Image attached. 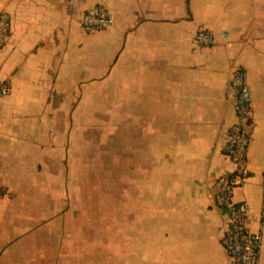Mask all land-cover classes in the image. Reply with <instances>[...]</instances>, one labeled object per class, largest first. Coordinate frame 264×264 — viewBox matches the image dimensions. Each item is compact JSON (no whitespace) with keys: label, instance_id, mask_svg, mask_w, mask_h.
Returning a JSON list of instances; mask_svg holds the SVG:
<instances>
[{"label":"crops","instance_id":"crops-1","mask_svg":"<svg viewBox=\"0 0 264 264\" xmlns=\"http://www.w3.org/2000/svg\"><path fill=\"white\" fill-rule=\"evenodd\" d=\"M75 1L0 0V264H227L214 183L233 169L236 65L253 122L234 197L264 264V0ZM97 3L115 23L85 31Z\"/></svg>","mask_w":264,"mask_h":264},{"label":"built area","instance_id":"built-area-1","mask_svg":"<svg viewBox=\"0 0 264 264\" xmlns=\"http://www.w3.org/2000/svg\"><path fill=\"white\" fill-rule=\"evenodd\" d=\"M66 2L70 11H77L75 0ZM80 22L85 31L92 32L112 26L115 17L109 7L97 3L82 12ZM11 31V13L0 7V48L8 43ZM222 33L228 36L227 32ZM194 41L200 46L212 45L215 42V34L211 29L200 27L194 35ZM231 84L236 118L224 133L222 152L231 159L233 169L216 177L214 202L227 215L222 234V243L229 258L227 264H258L263 244L262 233L248 228L249 205L247 201L234 197V190L244 185L250 175L248 158L252 140V87L242 65L234 67ZM9 90L8 83H0L1 95L7 94Z\"/></svg>","mask_w":264,"mask_h":264},{"label":"rangeland","instance_id":"rangeland-1","mask_svg":"<svg viewBox=\"0 0 264 264\" xmlns=\"http://www.w3.org/2000/svg\"><path fill=\"white\" fill-rule=\"evenodd\" d=\"M97 134H98V132H97V130L95 129V130H93V131H91V133H90V135H91V138L93 139V140H95L94 139V137L96 136L97 137ZM93 149V148H92ZM92 152V151H91ZM98 164L97 163H95L94 165H91V168L93 169V170H97V168H98ZM101 166V165H100ZM110 167H112V165L110 166ZM90 168V169H91Z\"/></svg>","mask_w":264,"mask_h":264}]
</instances>
